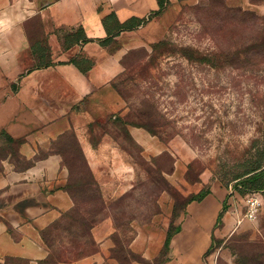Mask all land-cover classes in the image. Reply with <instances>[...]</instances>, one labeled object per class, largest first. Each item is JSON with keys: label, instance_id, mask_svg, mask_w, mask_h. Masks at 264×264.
<instances>
[{"label": "crops", "instance_id": "1", "mask_svg": "<svg viewBox=\"0 0 264 264\" xmlns=\"http://www.w3.org/2000/svg\"><path fill=\"white\" fill-rule=\"evenodd\" d=\"M236 1L264 17V0ZM158 10V0H0V150L6 137L20 141L17 157L6 150L0 158V264H44L48 259L42 233L75 206L65 189L70 171L56 150L69 133L109 213L91 229L95 251L60 264H217L219 254L227 260L221 241L234 233L248 232L251 240L264 243L259 223L243 219L245 196L216 181L201 201L186 204L173 220L178 231L165 256L161 253L172 222L166 192L152 218L117 224L110 216L109 202L136 192V166L131 154L96 125L114 130L111 123L126 112L114 83L123 72V57L142 46L143 22H136ZM126 24L130 27L122 28ZM126 130L147 159L167 148L143 128L126 125ZM178 171L176 166L167 178L182 192L193 195L203 189L205 183L185 185ZM114 239L127 240L125 255L111 252ZM212 245L219 248L215 260L206 256Z\"/></svg>", "mask_w": 264, "mask_h": 264}, {"label": "rangeland", "instance_id": "2", "mask_svg": "<svg viewBox=\"0 0 264 264\" xmlns=\"http://www.w3.org/2000/svg\"><path fill=\"white\" fill-rule=\"evenodd\" d=\"M142 24V46L123 57V72L114 83L127 110L111 123L114 130L107 124L99 128L118 138L125 123L151 127L167 148L147 159L139 146L130 147L119 137L135 162L137 185L135 193L109 202L117 224L158 214L164 192L173 223L192 196L168 180L176 166L185 185L205 183L203 189H208L216 181L243 196L234 178L264 150V17L242 9L236 0H177ZM3 143L0 158L6 150L14 151V145ZM60 144L80 210L46 231L45 239L54 243L51 264L72 263L94 250L83 246V219L90 216L84 199L91 187H84L88 184L71 135L56 146ZM258 194L264 199V192ZM108 213L104 210L98 220ZM256 222L264 237V201ZM114 243L112 253H127L126 239ZM221 248L227 260L217 255L218 247L210 253L213 260L217 255V264H264V243L251 240L248 232L234 233L221 241Z\"/></svg>", "mask_w": 264, "mask_h": 264}, {"label": "trees", "instance_id": "3", "mask_svg": "<svg viewBox=\"0 0 264 264\" xmlns=\"http://www.w3.org/2000/svg\"><path fill=\"white\" fill-rule=\"evenodd\" d=\"M168 4V0H158V7H159V10L155 12V14H158L160 13L165 6H167ZM154 14V15H155ZM141 22H144L143 21H137L136 24L139 25L141 24ZM130 25L129 24H126L124 25L122 28H129ZM126 125H134V126H137V127H140V128H143L145 129L146 131H148L152 136H155V131L151 128V127H147V126H144V125H136V124H128V123H125L124 124V129L121 130V135L119 134L118 135V138L116 137H113L117 142H118V139L119 137L123 138V141L126 145L128 146H136L138 148V146L133 142V140L130 138L127 130H126ZM98 127H100V125H96ZM104 131H107L106 129H103ZM68 135V134H67ZM69 135H71V138H72V149H73V152L75 154V160L76 161H79L80 162V165H81V168H82V172H83V176H85L84 178H86V181H87V184L89 185H86L84 184L87 189L91 187V192H89V194L91 193V195H88L87 197H85L84 199V202L87 203V204H90V207L85 210V215H90L86 218V220L83 219V223H84V226L83 228H85L86 230V236H85V239H83V246H86V247H92V250L93 252L95 251V247H94V243L91 239V236H90V232H91V229L93 228V226L95 224L98 223V218L100 215H102V213H104V210H106V206L101 198V195H100V192H99V189L97 187V184L95 183L89 169H88V166L86 164V161L82 155V152L78 146V143L76 142L74 136L72 134L69 133ZM6 140L11 143L12 145H14V151H13V155L15 157H17V155L15 154V149H16V146L20 143V141H14L12 140L10 137H6ZM98 140V136L96 135H92V142L93 143H96ZM119 143V142H118ZM120 144V143H119ZM62 147V146H61ZM60 146H56V150L60 151L62 154H63V158H64V153L61 151V148ZM123 148V146H121ZM125 149V148H123ZM126 150V149H125ZM127 151V150H126ZM64 165L69 169L70 171V178L72 176V171H71V168L69 167V164H67L65 162V158H64ZM82 174V173H81ZM234 180H237L238 181V185L237 187H239V191L244 195L248 194V193H263L264 192V150L262 152H260L259 154V157L258 159H256L255 162H250V163H247V164H244L243 165V171L240 173V174H237L234 178ZM70 181V180H69ZM70 182H68V184L66 185L65 189L71 194L73 200H74V203H75V206H74V209L72 210V212L68 213V214H65L62 218L65 219L66 217L69 218L71 217L72 215L74 214H77L78 215V212H79V205L75 199V197L73 196V194L71 193L70 191ZM83 185V183H82ZM209 193V189H202L200 192H198L196 195H192L188 201H187V204L190 203V202H193V201H201L207 194ZM94 201H95V204H97V206L94 204ZM226 211V205L224 204L223 207H222V210L220 211L219 215H218V220H217V224L220 225L221 224V219L223 217V214L224 212ZM58 221L57 223H55L54 225H52L49 229H52L54 227H56L57 225L60 224V222L62 221ZM49 229H47L46 231H48ZM46 231H44L42 233V239L44 241V244L46 245V247L50 250V254H49V257L48 259L44 262V264H51L50 262L52 261V248L54 247V243L51 242V241H48L47 239H45V233ZM178 231V227L176 226H173V223L170 224L169 226V229L167 231V234H166V239H165V243H164V247H163V250H162V253L161 255L162 256H165L167 251H168V247H169V243H170V240L172 238V236ZM220 242L217 241V244H219ZM73 245V244H71ZM69 246V245H67ZM75 247V243L73 245ZM85 247V248H86ZM215 246H211L208 251L206 252V256L209 255L211 253V251L214 249ZM92 253V252H91ZM89 253V254H91ZM88 254V255H89ZM86 256V255H85ZM61 263H67V262H61ZM236 264V263H235Z\"/></svg>", "mask_w": 264, "mask_h": 264}, {"label": "built area", "instance_id": "4", "mask_svg": "<svg viewBox=\"0 0 264 264\" xmlns=\"http://www.w3.org/2000/svg\"><path fill=\"white\" fill-rule=\"evenodd\" d=\"M250 194V195H249ZM248 197L245 199L246 211L243 215V219L254 222L257 219V214L261 206V202L257 197V193H249ZM241 221H239L240 223Z\"/></svg>", "mask_w": 264, "mask_h": 264}]
</instances>
